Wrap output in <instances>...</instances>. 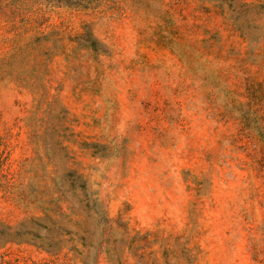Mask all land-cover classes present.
I'll return each instance as SVG.
<instances>
[{
	"label": "rangeland",
	"instance_id": "1",
	"mask_svg": "<svg viewBox=\"0 0 264 264\" xmlns=\"http://www.w3.org/2000/svg\"><path fill=\"white\" fill-rule=\"evenodd\" d=\"M0 264H264V0H0Z\"/></svg>",
	"mask_w": 264,
	"mask_h": 264
}]
</instances>
